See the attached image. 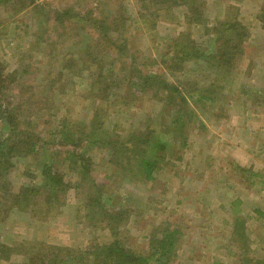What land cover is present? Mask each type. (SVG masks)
I'll return each mask as SVG.
<instances>
[{
    "label": "rangeland",
    "instance_id": "1",
    "mask_svg": "<svg viewBox=\"0 0 264 264\" xmlns=\"http://www.w3.org/2000/svg\"><path fill=\"white\" fill-rule=\"evenodd\" d=\"M67 9L113 19L122 52L105 54L91 29L83 45L76 21L60 29ZM263 12L264 0H0V142L3 112L20 107L41 139L0 166V264H82L87 248L115 242L149 256L173 230L170 264H264ZM237 24L246 38L227 30ZM177 39L203 58L179 64ZM135 69L161 88L141 92ZM140 155L158 163L150 176ZM44 164L64 184L51 204L33 191Z\"/></svg>",
    "mask_w": 264,
    "mask_h": 264
},
{
    "label": "trees",
    "instance_id": "2",
    "mask_svg": "<svg viewBox=\"0 0 264 264\" xmlns=\"http://www.w3.org/2000/svg\"><path fill=\"white\" fill-rule=\"evenodd\" d=\"M70 10L71 9H67L64 10L63 12H58L56 14L55 20L57 26H59L60 29L61 28L63 29L68 23L72 25L71 22L76 21L77 22L76 25L78 26L77 28H79L81 34H83L82 36L84 37V40L82 42L83 45L87 46L89 41V36L88 34H86V31L88 29H91L94 32L98 31L100 33V36L102 37L101 42L106 45L104 48L105 54H109L112 56L113 55L112 53H114V51L108 52V50L110 49L113 50V48L118 53L122 52L121 43L119 42L118 39L114 40V37H112L114 32L115 33L119 32V27L117 26V23L113 19H110V17L108 18L110 20H107V18L102 19L100 16H91V17L88 15L82 16L81 12H78L79 15L77 16L75 15L77 13L73 14ZM260 19L263 20V24H264V12L260 16ZM192 21L196 22L198 21V18L196 20V18L194 17ZM237 25L234 26V28L233 26L230 27L226 26V27L228 28L227 30L229 31V33L231 32L233 36L237 35L241 37V39L246 38L248 34L244 35L245 34L244 29L243 28L240 29V25H238L237 28ZM182 45H185V47L182 48ZM88 46L89 48H91L90 43L88 44ZM172 49L174 50L173 59L178 60L179 64H180V60L181 62L182 61L186 62L193 58L194 59H201L200 57L203 58V56H201V53L199 52V49L190 45V41H183V40L181 41L180 39H177L174 42ZM173 59L162 62L165 63L164 66L169 68L168 65L174 63ZM90 60L91 62H93L94 58H91ZM95 61H96L95 63H97L98 60L95 59ZM157 76L158 74L155 75L147 74L146 72H142L141 70L135 69L133 70L131 81L133 82V85L139 87L141 92H145L146 90L149 89L157 91L155 89L161 88L160 84L162 83V81ZM165 88L169 89L170 91L177 90L174 86H171V88L169 86H165ZM33 95L35 94L25 93L24 95H22L23 96L22 102L29 101L30 103H32L34 107H37L39 101L37 99L33 100L32 97ZM21 109L22 107H20L19 110L16 111L3 112L2 122L5 124V127L7 128L10 134H8V136H4L0 142V166L1 165L11 166L12 165L11 160L16 153H18V156L20 155L28 156L31 154H35L37 151L35 149L38 147L39 142L41 141V139L39 140H36L35 138L31 139L29 133L27 132L28 129L27 128L24 129L21 126L24 124L19 120L20 119L19 117L21 116ZM11 134H14L15 137H13ZM67 139L68 142L71 141L74 144H79V146L81 147L82 140H78V139L75 140V138L74 137L72 138L71 136L67 137ZM68 142L66 144L70 145ZM28 145H30V147ZM117 145H118L117 143L111 144L110 142H107V144L104 146L105 147L112 146L111 148L115 150V148H117L116 147ZM158 145H162V144H158ZM124 147L126 146L124 145ZM159 147H160L159 149L160 151H164L165 148L164 146H159ZM67 156L69 155L67 154ZM68 159L73 160L74 158L70 156V158ZM155 160L154 161L147 160L143 157V155H140V159H139L140 164L142 165L143 170L149 173V176L151 175L150 174L151 171L154 170V168L158 164L157 161ZM85 161L88 162L87 160ZM41 169L43 172L42 187L35 190L33 189L31 190H33L34 193L41 192L42 190L46 192L45 196L47 197L49 204H51L53 200V196L56 199V197L64 191V184L61 180L60 175L52 171L53 168L49 167V165L44 164L43 168ZM29 191H30V187H29ZM40 194H42V192ZM14 198L16 199L17 196H15ZM21 198L26 199L25 197H21ZM178 235L179 232L177 230L165 231L161 238H158L153 241L152 243L153 252L149 256L136 254L122 247L119 242H115L110 246H103V247L92 246L91 248L90 247L87 248L83 252L82 255L83 257L81 260L85 264H153L152 261H155L158 264H170L177 255L176 244H177ZM0 253H2V255L6 259H8L10 255L9 250L6 246H2V250L0 251ZM55 257H56L55 259L54 258L51 259L50 257H48L51 259L49 261L52 264H62V261L58 260L59 259L58 255H56ZM46 259L47 257L32 256L29 257V262L30 264H38V262L39 264H43L45 263ZM45 264H47V262Z\"/></svg>",
    "mask_w": 264,
    "mask_h": 264
}]
</instances>
